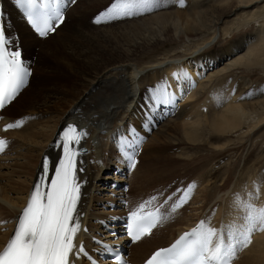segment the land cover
Listing matches in <instances>:
<instances>
[{
	"label": "bare ground",
	"instance_id": "obj_1",
	"mask_svg": "<svg viewBox=\"0 0 264 264\" xmlns=\"http://www.w3.org/2000/svg\"><path fill=\"white\" fill-rule=\"evenodd\" d=\"M81 1L83 3L79 5ZM111 1L76 0L68 8V21L43 40L29 31L16 6L10 0H5L6 11L18 19H14V25L20 33L21 45L32 51L35 46L39 47L35 71L42 69L41 55L49 60V64H45L47 79L39 84L40 88L45 89L44 94L27 92L36 76L33 70L28 86L4 112L9 116V109L25 95H30L26 101H21L25 105V112H41L46 114V118L35 119L34 123L30 117L26 126L11 131V147L0 157V249L12 229L11 218L25 203L43 153L53 149L56 131L67 121H76L90 131L84 144L92 152L86 157V172L82 175L87 183L90 182L84 190L89 195L82 201L85 217L89 221L93 214L99 218L100 213L106 212L100 203L98 205L96 196L97 190H101L97 188L99 174L109 165L120 163L121 159V156L117 157L121 134L115 135L111 141L110 134L117 130H123L122 134H125L131 128L129 122L136 130H142L138 136L140 139L141 135L145 136L151 130L148 141L138 151L136 167L131 176L124 180L133 187L134 192L129 193L132 199L152 189H159L161 193L171 189V176L174 175L167 167L177 159L163 154V151L170 149L172 143H177L174 141L201 148L210 139L216 138L214 142H219L218 145L220 140H224L216 148L227 151L230 144H236L230 138L233 133L239 132L237 137L248 136L264 124V84L253 87V95L247 89L249 84L246 79L239 82L227 76L234 69L264 67V0H161L158 8L131 19L93 25L90 16ZM8 3H11L10 7ZM249 23L257 24L253 32L232 40L224 47L216 45L218 37H229L234 30L247 27ZM164 41H181L182 54L174 53L175 50L165 51L161 57H151L145 64H139L140 60L137 59L141 53ZM60 76L68 78V81L56 80ZM52 78L59 81L58 85ZM214 79L217 86L205 90L206 100L204 97L199 101L196 95L200 86L205 89V85H208L206 81ZM164 84L178 96L176 100L186 93L183 99L185 103L180 107L174 103L152 107L148 99L152 89ZM254 97L257 98L251 99ZM95 99H100L99 106ZM199 103L203 105L201 108L198 107ZM92 105L98 110L91 108ZM142 107L149 115L142 112ZM206 130L215 135H205ZM242 136L236 139L238 143ZM229 139L231 141L227 142ZM150 147H154L151 153ZM200 155L196 163L197 172L202 171L215 156L214 153ZM192 157L193 154L186 155L187 160ZM89 160H92L91 164ZM195 160L186 165L195 164ZM230 164L228 162L224 171L207 174V177L214 179L215 190L211 194H206V188L198 189V184L202 182L198 178L194 199L189 206L182 207L183 211L181 208L172 212L165 225L156 231L161 237L152 239L153 232L149 238L132 247L131 259L134 264L153 248L166 245L177 231L192 225L212 202L214 205L220 201L214 211L210 210L211 207L206 210L214 225L219 221L243 222L244 212L240 205L244 201L251 200L258 207L264 206V172H251L248 168L244 175L239 174L238 177L242 178L232 182L229 189L234 163ZM121 167L124 169L125 166ZM218 180L220 183L215 184ZM107 192H113L118 197L124 194L123 190L112 188H108ZM198 192L202 194L199 196ZM108 194L106 196L111 199ZM200 200L203 202L188 212V208L200 203ZM197 210L199 214H196ZM90 225L103 242H115L99 223L92 221ZM257 230L259 232L254 235L253 243L245 249L236 264H264V230Z\"/></svg>",
	"mask_w": 264,
	"mask_h": 264
},
{
	"label": "snow or ice",
	"instance_id": "obj_2",
	"mask_svg": "<svg viewBox=\"0 0 264 264\" xmlns=\"http://www.w3.org/2000/svg\"><path fill=\"white\" fill-rule=\"evenodd\" d=\"M74 2L75 0H16L17 5L24 11L27 22L40 37L48 36L63 23V13L67 5ZM160 4L161 0H113L93 22L99 24L149 12ZM12 46L14 42L0 24V109H4L18 96L31 75L30 63L23 59L18 46L11 50ZM176 75L179 78V73ZM168 88L169 86L164 84L152 89V95L148 97L152 107L175 103V93ZM22 124L23 120H18L5 127L11 129ZM145 126H148L147 121ZM87 135V131L78 129L71 123L59 134L55 147L62 150V155L54 165V175L49 177L53 165L45 156L39 181L35 183L27 205L18 217L14 234L0 250V264H74L73 258L81 255L88 257L91 264H98L97 260L89 256L83 243L77 244L76 239L81 231L77 205L82 187L78 183L77 163L82 155L81 141ZM140 142L135 128H129L125 134L119 136V151L130 168L136 167ZM6 146L7 141L0 139V152ZM193 187L194 183L183 190L179 200L171 205L172 212L187 202ZM256 195H259V184ZM146 203L140 204L137 210L128 215L127 234L133 241L149 234L166 218L165 213L161 211L163 205L154 211L145 212ZM167 203L168 201H165V204ZM240 206L244 212L243 223L230 222L216 228L201 220L190 231L180 235L169 247L155 251L146 264H232L238 249L251 244L253 232L258 228L264 230V206L258 207L251 200L242 202ZM83 230L87 231L86 228ZM97 251L115 250L105 244ZM116 261L117 264H127L119 252H116Z\"/></svg>",
	"mask_w": 264,
	"mask_h": 264
},
{
	"label": "rangeland",
	"instance_id": "obj_3",
	"mask_svg": "<svg viewBox=\"0 0 264 264\" xmlns=\"http://www.w3.org/2000/svg\"><path fill=\"white\" fill-rule=\"evenodd\" d=\"M82 3H83V1H81L79 3V5H82ZM85 4H87V2H85ZM84 6H82V7H84ZM82 7H80V8H82ZM80 8H78V10H80ZM247 27H241L239 29L234 30L232 32V34L229 35V37H225L224 39H220V37H218L219 41L216 43V45H218L219 47H224L228 43H230L232 40L236 41L237 39H240L242 36L247 35L249 32H253L255 30L254 27H257V24L249 23V25H247ZM181 43H182L181 41H166V42L164 41V43L161 42V44L160 43L156 44L155 46H153L148 51L141 53L140 54L141 58L139 57L137 59V61L140 60L139 64L143 65V64H145V61L150 60L151 57H156V56L157 57H161L162 54L165 53V51H171V50H175L174 53H176V54H178V53L182 54V50H180V46L182 45ZM34 48H35V52H36L35 55H36V59H37V53L39 51V47H34ZM43 57H44L43 55H41V57H39V60H41L40 62L42 64V66H41L42 69L37 70V72L36 71L34 72L36 76H35L34 81L31 83V86L29 87V90L27 91L29 93L39 92L41 94H44V90L45 89L40 88L39 84L42 81H45L47 79V75H45L46 74L45 69L47 68L46 65L49 64V62H48L49 60L48 59L46 60V58L45 57L43 58ZM227 76L230 79H233L234 81H239V82H242V79H246L247 83L249 84L248 87L246 85L248 91H250L251 94L255 95V93L251 92L253 87H255L257 85L258 86H262L264 84V67L255 66L254 68H251V69H245V68L234 69L230 73H228ZM57 79L59 81H65V80L68 81V78H66V77L64 78L63 76H60L59 78H56V80ZM51 80L55 81V78H52ZM222 80H225V79L222 78ZM59 81H57V82L55 81V84L58 85ZM206 83H208V85L207 84L205 85L206 86L205 89H202L201 88L202 85H201L199 90H198V93L196 95V97L199 99V101L202 100L204 97H205V100H206L207 94L205 96V90H208L209 88H213L212 86H214V85L217 86L216 79L211 80V81L207 80ZM203 84H204V82H203ZM258 91H259V89H258ZM185 95H186V93H183V97H181L180 100H183ZM29 97H31V96L30 95H28V96L25 95V97H23L21 101L24 102ZM249 98L250 97L248 96L247 99H249ZM255 98H257V97H254V98H251V99H255ZM96 100L97 99H95V102L99 106L100 105V99H98L97 101ZM21 101L19 103H17V104H14L11 107V109H9V111L7 112L9 114V116H11L12 118H16V117H21V116L25 115V116H27V118L31 117L32 118L31 121L34 120V123L36 122V120L38 118L39 119H41V118L45 119L46 118V114H42L41 112H38V113L35 112V111L29 112L28 110H26V112H25V108H24L25 105H22ZM182 103H185V102H183V101H177L176 102L178 107H180V105H183ZM202 106H203L202 103H201V105L199 103L198 107L201 108ZM70 107L71 106H69V108ZM90 107L91 108H95V109L97 108L94 105H92ZM97 110H98V108H97ZM80 111L81 110H79V113H80ZM205 112H207V111H205ZM130 124H131V126L133 125L132 122L128 123V125H130ZM158 125L159 124H157L156 126L158 127ZM138 131L142 132V130H138ZM242 131H244V129ZM150 132H151V130L149 129L148 133H150ZM238 133L239 132H236V133H233V136L232 135H231V137L229 136L231 139H233V142H235L236 144H230L228 146L229 147L228 150H227L228 152L225 151L224 149H221V150L217 149L222 144V142H224V140H220L221 143L218 145L219 142H214V141H217L216 138L210 139L208 141V143L206 145L202 146L201 148L199 146H194V145L190 146V145H188L186 143H183L181 141H174V142H177V143H172V145H171L172 149L171 148L170 149H165L163 151V154L172 155V158L174 160L177 159V161L175 163H173V164L171 163L167 167L168 171L173 173V175H174V176H171V177H173V178H171V182L173 183V185H172V187H171V189L169 191L168 190H164L162 192V194L166 195V193H167V195H169L176 188H178L177 187L178 185L185 186L188 182H191V181L193 183L195 182L194 183V188H195V186H197V184H198V178H200L199 182H201V181L202 182L200 184H198L199 188L198 187L197 188L199 190L201 188H202L201 190L206 188L205 189L206 194H211L212 191L215 190L214 189L215 187L213 186L214 185V182H213L214 179H210L209 177H207V174L208 173H218V172L224 171L226 169V166L228 165V162L231 163L230 166L234 163L233 166L235 167V168L233 167V171L231 172L232 173L231 174L232 178H231V182H230V184L228 186L229 189L231 187L232 182L236 181V179L239 180V179L242 178V177H238V176H240L239 174L241 173L242 175H244L245 171H247L246 169H248V168L251 170V172L257 171V172L263 173L264 172V124H262L258 129L254 130L248 136H245V134H244V137H243L241 135L243 138H242V140L239 143H238V140H236L237 138L241 137V136L237 137V135L240 134V133L239 134ZM204 134L208 135V136L209 135L210 136L211 135H215V134H212V132H208L207 130L204 132ZM149 137H150V134L147 135V136H144L143 138H142V135H141V139H143V141H142V144L140 142V145H139L140 147L138 149H140V150L143 149V147L145 145L144 143H146L148 141ZM231 139L227 140V142L231 141ZM210 142H212V144H210ZM153 148L154 147H150L149 148V153H151V151L154 150ZM224 151H225V153H224ZM211 153L215 154V156H213L214 157L213 160L208 162V164L205 166V168L202 171H200V172L198 171L197 172V170H196V167H197L196 163L198 164L197 158H199L201 156L200 154H204V156H205V154H211ZM188 154H193V157L190 160H187V158H186V155H188ZM179 157H181V158H179ZM194 159H196L195 160L196 161L195 164L193 162V164H191V165L188 164L189 166L186 165L187 162H189L191 160H194ZM235 164H236V166H235ZM111 166H112V164L109 165V167L107 169H104L103 171L112 170ZM103 171L101 173H103ZM101 173L99 174V176L101 175ZM99 176H98V178H99ZM201 178H203L204 181L201 180ZM245 178H247V177H245ZM244 179H243L242 182H244ZM219 183H220V181L218 180L215 184H219ZM202 186H205V187H202ZM97 188H101V190L100 189H99V191L97 190V192H99V196H98V194L96 195L98 197L97 198L98 200H101L102 198L103 199L104 198L109 199L106 196V194H108L107 189L110 188V187H108V186L105 187L104 185L99 187V184H98ZM105 188H107V189H105ZM197 188H195L194 190H196ZM94 191H96V189H94ZM131 192L132 193L134 192L132 185H131V188H130L128 193H131ZM201 194L202 193L198 192L199 196ZM194 195H195V192L193 191L192 197L189 199V203L192 200V198L194 199V197H195ZM203 196H204V194L202 195V197ZM218 201H216V203L214 204L215 206L213 205L214 202H212V204L209 203V204H211V206L209 205L211 207L210 210L214 211L216 209V207H218V203H220V201L219 202ZM202 202H203V200H200V203H195L194 205L192 204L191 207L188 208V212H189V210H192V208L194 206H195V208H197ZM206 202H208V201L206 200ZM99 203L100 202H98V205H99ZM189 203H187L184 206L185 207L189 206L190 205ZM185 207H183V208H185ZM210 207H207L206 210H208ZM183 208H182V211H183ZM191 213H194V212H191ZM196 214H199L198 210H197ZM195 217H197V216H195ZM158 237H161V236H158V234L155 231V234H153L152 239H157Z\"/></svg>",
	"mask_w": 264,
	"mask_h": 264
}]
</instances>
